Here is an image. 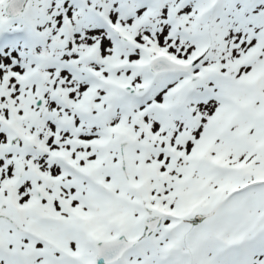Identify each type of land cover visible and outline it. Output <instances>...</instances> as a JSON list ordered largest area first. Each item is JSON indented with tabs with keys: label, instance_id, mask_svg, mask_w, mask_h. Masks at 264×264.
<instances>
[{
	"label": "snow or ice",
	"instance_id": "6c2138e0",
	"mask_svg": "<svg viewBox=\"0 0 264 264\" xmlns=\"http://www.w3.org/2000/svg\"><path fill=\"white\" fill-rule=\"evenodd\" d=\"M0 264H264V0H0Z\"/></svg>",
	"mask_w": 264,
	"mask_h": 264
}]
</instances>
